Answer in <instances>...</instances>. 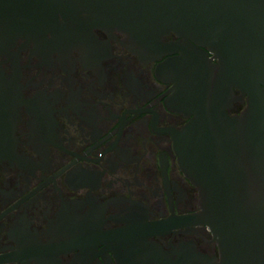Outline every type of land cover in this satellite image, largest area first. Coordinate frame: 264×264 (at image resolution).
Masks as SVG:
<instances>
[{
    "label": "flooded vegetation",
    "instance_id": "1",
    "mask_svg": "<svg viewBox=\"0 0 264 264\" xmlns=\"http://www.w3.org/2000/svg\"><path fill=\"white\" fill-rule=\"evenodd\" d=\"M93 18L67 0H0V264L220 259L179 161L193 116L161 76L180 52L140 55ZM231 89L235 115L247 94Z\"/></svg>",
    "mask_w": 264,
    "mask_h": 264
},
{
    "label": "water",
    "instance_id": "2",
    "mask_svg": "<svg viewBox=\"0 0 264 264\" xmlns=\"http://www.w3.org/2000/svg\"><path fill=\"white\" fill-rule=\"evenodd\" d=\"M67 3L125 34L140 55L180 52L161 76L177 85L179 107L193 116L179 134V161L199 190V217L221 248L220 259L199 264H264V0ZM171 33L182 39L163 41ZM232 86L247 94L235 115L226 110Z\"/></svg>",
    "mask_w": 264,
    "mask_h": 264
}]
</instances>
